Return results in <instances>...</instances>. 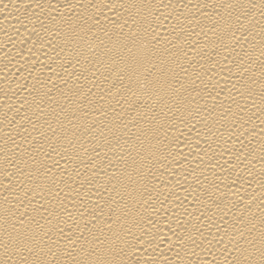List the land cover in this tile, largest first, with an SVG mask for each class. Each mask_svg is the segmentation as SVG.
Segmentation results:
<instances>
[{
	"label": "bare ground",
	"instance_id": "bare-ground-1",
	"mask_svg": "<svg viewBox=\"0 0 264 264\" xmlns=\"http://www.w3.org/2000/svg\"><path fill=\"white\" fill-rule=\"evenodd\" d=\"M0 264H264V0H0Z\"/></svg>",
	"mask_w": 264,
	"mask_h": 264
}]
</instances>
